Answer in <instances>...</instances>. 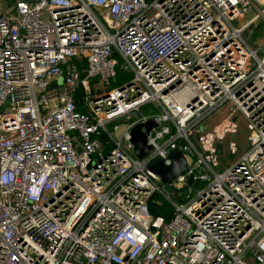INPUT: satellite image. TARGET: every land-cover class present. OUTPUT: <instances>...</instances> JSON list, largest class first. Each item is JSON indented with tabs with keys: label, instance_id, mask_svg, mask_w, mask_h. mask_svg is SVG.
Masks as SVG:
<instances>
[{
	"label": "built area",
	"instance_id": "built-area-1",
	"mask_svg": "<svg viewBox=\"0 0 264 264\" xmlns=\"http://www.w3.org/2000/svg\"><path fill=\"white\" fill-rule=\"evenodd\" d=\"M4 2L0 264H264V0ZM120 59L133 76L110 89ZM174 149L186 169L162 184L148 165Z\"/></svg>",
	"mask_w": 264,
	"mask_h": 264
},
{
	"label": "rangeland",
	"instance_id": "rangeland-1",
	"mask_svg": "<svg viewBox=\"0 0 264 264\" xmlns=\"http://www.w3.org/2000/svg\"><path fill=\"white\" fill-rule=\"evenodd\" d=\"M11 2V0H5V4H9ZM259 27L262 26V24L258 22ZM258 25H256V27L258 28ZM255 27H250L248 28L247 31L244 32V38L247 41V43L253 47L256 48L257 47V42L256 39L258 36H260L261 34V30L257 29ZM119 67L117 68V76L115 78H112L110 81V84L108 86V88H115V87H119L121 86L124 82H126L128 79L132 78L133 76V72L132 70H130L128 72V69H125V62H123V60H119ZM123 66V68H122ZM8 101L4 104L3 109L7 106ZM140 112L142 113H153V111H150L148 109V106H143L140 109ZM225 114L224 110H218L215 111L213 114H211L209 117H207L204 120V124L207 125V131H212V129L215 127V125L221 120V118H223V115ZM118 124H121L120 121H118ZM241 127H242V122H240ZM244 135L245 132L243 131V129L241 128L240 131L238 132V134L236 135H231V134H227L226 137L224 139H221L217 142V147H218V154H219V161H220V165L218 167V170L221 171L224 168L228 167L229 165H231L233 162H235L237 160V158L239 157V155L244 151V145H245V141H244ZM230 140H235L238 142V147L235 153L231 154L228 151V142ZM193 141L197 144L198 142L193 139ZM80 148H78L79 150ZM183 195H187L188 193V189L183 190L182 191ZM157 197V199H160L161 204H165L164 202L169 203V201L162 197V196H155ZM153 200V198H152ZM155 201V200H154ZM160 203V202H159Z\"/></svg>",
	"mask_w": 264,
	"mask_h": 264
},
{
	"label": "water",
	"instance_id": "water-1",
	"mask_svg": "<svg viewBox=\"0 0 264 264\" xmlns=\"http://www.w3.org/2000/svg\"><path fill=\"white\" fill-rule=\"evenodd\" d=\"M155 125L152 119H148L145 122L136 123L130 128V141L133 149L138 150L137 157H142L149 150L146 136L151 127ZM179 144L183 145L184 142L180 141ZM167 159L169 161L168 164L163 159H156L148 165V169L160 178L162 184L170 183L173 178L180 175L186 169V159L181 150L174 149L170 151ZM191 182L192 177L189 176L187 184L190 185Z\"/></svg>",
	"mask_w": 264,
	"mask_h": 264
},
{
	"label": "trees",
	"instance_id": "trees-1",
	"mask_svg": "<svg viewBox=\"0 0 264 264\" xmlns=\"http://www.w3.org/2000/svg\"><path fill=\"white\" fill-rule=\"evenodd\" d=\"M79 93H80V91L76 92V97H78ZM224 118H225V116L223 115V119ZM157 195L160 196L158 193H155L152 195L151 199L149 200L148 204H149L150 212L153 215H161L165 219L168 220L171 216L172 206L170 203H167V202H164L165 204L162 205L160 199H157V197H155ZM152 198H153V200H152Z\"/></svg>",
	"mask_w": 264,
	"mask_h": 264
},
{
	"label": "crops",
	"instance_id": "crops-1",
	"mask_svg": "<svg viewBox=\"0 0 264 264\" xmlns=\"http://www.w3.org/2000/svg\"><path fill=\"white\" fill-rule=\"evenodd\" d=\"M262 27H263V25L261 27H259V29H261V31H262Z\"/></svg>",
	"mask_w": 264,
	"mask_h": 264
}]
</instances>
